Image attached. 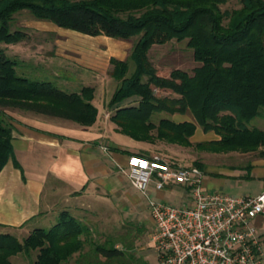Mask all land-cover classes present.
<instances>
[{
	"label": "trees",
	"instance_id": "16d2710c",
	"mask_svg": "<svg viewBox=\"0 0 264 264\" xmlns=\"http://www.w3.org/2000/svg\"><path fill=\"white\" fill-rule=\"evenodd\" d=\"M239 1V9L221 12L219 6L227 0H0V172L13 159L12 119L5 110L62 119L82 128L92 127L98 116L94 88L69 93L49 81H31L23 69L18 72L17 59L6 57L1 45L28 40L24 32L10 31L14 16L24 11L35 20L82 35L136 39L127 60H109L110 76L118 87L107 109L113 112L109 121L118 133L136 142L187 148L197 126L219 137L195 144L200 151L264 158V132L247 126L264 114V0ZM170 41H186L192 50L199 66L191 75L178 69L168 77L158 75L148 52ZM155 90L173 97H157ZM126 101L136 105L125 106ZM162 113L189 114L193 122L154 123L153 115ZM13 164L20 170L16 161ZM88 231L64 212L49 229L36 228L22 240L0 234V264L31 252L36 254L31 264H67L74 256L77 263L87 259L100 264L101 257V264H113L124 255L110 238L99 243Z\"/></svg>",
	"mask_w": 264,
	"mask_h": 264
},
{
	"label": "crops",
	"instance_id": "0c3cea01",
	"mask_svg": "<svg viewBox=\"0 0 264 264\" xmlns=\"http://www.w3.org/2000/svg\"><path fill=\"white\" fill-rule=\"evenodd\" d=\"M22 27L34 33H53L56 37L73 34L92 42V45L99 44L107 51L116 48L109 60L125 61L131 49L127 41L86 36L46 21L32 19L30 24ZM82 60L78 63L80 70L85 73L98 72L95 57ZM30 64L31 69L38 66L36 63ZM93 79L82 80L81 87H92L96 91V79ZM132 105H136V102ZM97 110V120L90 128L32 113L17 117L6 113L12 119L13 159L0 172V234H10L22 240L35 229V225H39L35 221L50 220L56 223L60 214L67 212L86 225L89 235L99 243L105 242L111 234L122 235L124 228L131 227L138 238L134 239V245L130 248L115 243L114 247L124 255L113 264H125V256L130 258L129 264H158L151 241L153 223L147 201L129 183L127 159L133 154L148 158L157 155L181 166L180 163L189 162L182 160L176 149L185 147L162 142L174 150L160 153L157 145L136 142L127 136V139H122L111 122H100L102 116ZM169 120L176 124L193 122L189 114H174ZM217 140L219 137L213 132H204L196 126L190 143L195 145ZM200 154L194 161L201 166L202 185L206 192L243 198H253L264 192V158L255 153L203 151ZM13 161L18 163L20 170ZM191 162L189 164H193ZM148 194L151 199L168 204L172 199L178 206L191 204L185 188L174 184L167 185L162 191H156L154 184H151ZM253 224L264 244V215L257 216ZM143 236L147 237L144 242ZM89 248L87 245L84 252H88ZM25 259L26 255L19 254L11 259V264H14V260L19 261L17 264H26ZM76 260L77 256H74L67 264H94L87 259L81 263ZM99 260L100 264L104 262L101 257Z\"/></svg>",
	"mask_w": 264,
	"mask_h": 264
},
{
	"label": "built area",
	"instance_id": "2783aa9c",
	"mask_svg": "<svg viewBox=\"0 0 264 264\" xmlns=\"http://www.w3.org/2000/svg\"><path fill=\"white\" fill-rule=\"evenodd\" d=\"M126 175L147 201L158 264L264 263V244L253 224L264 215V192L253 198L208 193L200 168L179 166L157 155H130ZM151 184L156 191L169 184L184 187L191 204L153 200L148 194Z\"/></svg>",
	"mask_w": 264,
	"mask_h": 264
},
{
	"label": "rangeland",
	"instance_id": "374dc122",
	"mask_svg": "<svg viewBox=\"0 0 264 264\" xmlns=\"http://www.w3.org/2000/svg\"><path fill=\"white\" fill-rule=\"evenodd\" d=\"M219 8L221 12L239 9L240 1L227 0V2L224 5H220ZM32 19L33 18L31 17V15L26 11L14 16L13 21L10 23V31L20 30L25 33L28 40L26 39V41L16 44L13 47H6L5 45H1V48L4 49L6 57L9 59H17L20 62V65L17 69L18 72H25V76L29 80L49 81L53 85H55V87L64 92H77L81 88H83L81 87L83 83L82 80L84 81L89 78L96 79V91H94L95 102L93 105H95L101 112L102 117L100 119V122L109 124V118L113 114V112L107 109V103L118 87V82L113 80L110 76L112 67L109 64V57L110 55L115 54L117 49L114 48L113 50L107 51V48L99 44L92 45V42H89L84 38H78L73 34H64L61 37H56V35L53 33H34L30 30L24 29L22 25L30 24V21ZM33 20L36 21L35 19ZM135 41L136 39H132L127 42L132 47ZM94 57L98 61V72L85 73L79 69L80 66L78 65V63L80 61H83L82 59H85V61H87L86 59H93ZM148 58L154 65L156 70L160 72L158 75L162 77H167L171 71L176 69L187 72L191 75L194 68L199 66V64L193 60L192 50L187 47L186 41H170L165 45L154 47L148 52ZM26 60L30 62L26 63ZM30 63H36L38 65L37 68L30 69V66H28L31 65ZM129 67V72H131L133 69V65L131 62H129ZM20 69H23V72ZM55 74H57V76H55ZM68 81L71 82L69 83ZM154 93L157 97L160 98L173 97V95L167 91L155 90ZM125 103L133 104L135 102L132 103L126 101ZM5 113H8V115L10 114L14 117H17L19 115H29V113L26 114V112H22L19 110H5ZM160 119H170V116L162 113L154 114L152 117V121L154 123H157ZM247 126L249 129H256L264 132V114H262L258 118L253 119L248 123ZM119 136L122 137V139H127V137L123 135L119 134ZM153 145H157L160 153H168V151L174 150L169 146L162 144V142L160 141H156L155 143H153ZM176 151L179 152V157L182 160L189 163L190 161H192L191 163H193H180L181 166L194 165V158L200 157V153L203 152L196 149L193 144L191 147L180 149L178 148V150L176 149ZM254 155L257 156V154ZM224 160L226 161V159ZM133 193H135V195L139 197V194H137L135 191H133ZM169 202L170 204H178L174 199L169 200ZM35 222L39 224L35 225V229H49L55 224L54 221L53 223H51L50 220H37ZM133 233L134 231L131 230V227L124 228L122 235L115 236L111 234L109 238L114 243L119 242L122 243L123 246L130 248L134 245V239L138 238ZM150 233L152 234V232ZM145 238L147 237H142L143 242ZM23 255H26V264H31L32 261L35 260L36 254L31 252L29 255L21 254V256ZM123 261L125 264H129L130 258H128V256H125L123 258ZM18 262V260H14V264H17Z\"/></svg>",
	"mask_w": 264,
	"mask_h": 264
}]
</instances>
